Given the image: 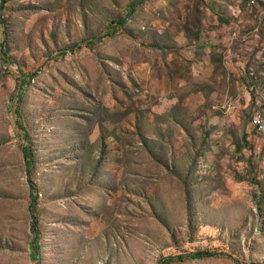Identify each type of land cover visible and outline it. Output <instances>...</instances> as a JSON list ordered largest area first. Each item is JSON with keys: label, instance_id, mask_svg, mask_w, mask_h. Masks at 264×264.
Listing matches in <instances>:
<instances>
[{"label": "rangeland", "instance_id": "obj_1", "mask_svg": "<svg viewBox=\"0 0 264 264\" xmlns=\"http://www.w3.org/2000/svg\"><path fill=\"white\" fill-rule=\"evenodd\" d=\"M257 90L264 0H0V264H264Z\"/></svg>", "mask_w": 264, "mask_h": 264}, {"label": "trees", "instance_id": "obj_2", "mask_svg": "<svg viewBox=\"0 0 264 264\" xmlns=\"http://www.w3.org/2000/svg\"><path fill=\"white\" fill-rule=\"evenodd\" d=\"M2 2L4 3L5 0H2ZM135 12V10H131L130 14L126 17H122V18H117L114 21V25L115 28H117L118 26H125L129 20V18L133 15V13ZM77 48H81V44H77L76 45ZM64 53H66V51H64ZM16 115H15V119L17 124L19 125L20 128L24 129V125L20 122L19 120V111L18 108L15 111ZM26 138H28V135L25 134ZM23 155H24V160L26 165L28 166V168H31L33 166V150H32V146L31 143L28 142L27 145H25L23 147ZM31 188V192H30V196H31V201H30V214H31V219H32V231L34 233V240L32 242V246L34 251L36 252V264H42L41 262V233L39 231V216L38 214H36V201H37V190L36 187L31 184L30 186ZM224 256L226 254L224 253H215V252H210V251H196V252H190V253H184V254H180V255H175V256H169V257H165L163 258L159 264H172L175 262H185V261H191V260H203V259H208V258H212V257H217V256Z\"/></svg>", "mask_w": 264, "mask_h": 264}, {"label": "built area", "instance_id": "obj_3", "mask_svg": "<svg viewBox=\"0 0 264 264\" xmlns=\"http://www.w3.org/2000/svg\"><path fill=\"white\" fill-rule=\"evenodd\" d=\"M255 97L261 101V106L264 108V92L256 91ZM252 128L260 135L264 137V112H255L251 118Z\"/></svg>", "mask_w": 264, "mask_h": 264}]
</instances>
